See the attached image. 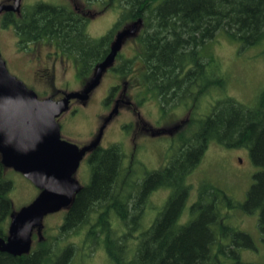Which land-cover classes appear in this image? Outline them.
Listing matches in <instances>:
<instances>
[{
  "label": "trees",
  "instance_id": "1",
  "mask_svg": "<svg viewBox=\"0 0 264 264\" xmlns=\"http://www.w3.org/2000/svg\"><path fill=\"white\" fill-rule=\"evenodd\" d=\"M91 1L102 6L99 13L108 9L119 13L114 28L98 38L87 33L89 15L66 4L24 5L18 13L1 14L0 26L12 27L24 48L45 38L55 40L77 61L84 84L109 52L115 31L137 23L134 37L143 46L147 89L163 106H178L185 103V97L191 98L170 137L177 146L176 150L171 147L175 154L162 167L149 171L133 159L127 161L118 143L97 146L86 159L88 180L65 209L58 237L33 234L28 253L0 252V264H72L75 245L63 242L80 231L86 240L102 242L110 264H264V260L241 259L239 249L251 248L253 239L223 219L222 209L235 203L218 186L203 181L194 202L188 206L185 202L186 177L209 143L246 148L260 170L254 174L246 200L237 206L242 212H256L264 243V87L251 104L226 95L214 101L206 114L196 113L211 87L226 92V76L211 71L205 45L219 33L243 47L264 41V0ZM121 62L110 69L123 75L129 72L131 61ZM116 89L111 87L105 105ZM4 170L0 160V238L5 239L13 211L8 198L12 183L4 178ZM159 188L168 189V196L144 228L143 202ZM184 209L188 219L181 222Z\"/></svg>",
  "mask_w": 264,
  "mask_h": 264
},
{
  "label": "rangeland",
  "instance_id": "2",
  "mask_svg": "<svg viewBox=\"0 0 264 264\" xmlns=\"http://www.w3.org/2000/svg\"><path fill=\"white\" fill-rule=\"evenodd\" d=\"M20 2L22 6L35 2L66 4L70 8L78 7L85 14L89 12L87 33L92 38H98L109 29H113L119 15L117 10L113 9L99 13L102 6L96 1H91L90 4L88 0H20ZM10 3H13V0H0V4ZM131 26L132 23L122 25L115 31L114 36L124 29H130ZM138 30L139 28L135 34ZM134 35L123 39L119 51L121 57L113 63L115 66L122 63L121 60H130L129 72L122 75L111 69L105 70L99 85L92 90L89 99L84 102H71L70 109L62 113L57 120L61 126V137L82 147L95 139L101 124L115 107V100L123 99L124 103L122 101L118 103L117 113L105 127L99 145L107 147L118 143L124 155L127 156V161L133 159L132 161L142 164L145 170L151 171L162 167L170 156L175 154L174 150L177 146L172 144L170 137L176 129L175 126L186 113L184 105H190L191 98L185 97V103H179L178 106L172 103L166 106L161 105L158 98L147 89L143 79L144 72L141 74L142 70L145 71L141 58L143 46L135 40ZM114 40L115 37L112 42ZM44 43L46 42L38 41L27 44L25 48L21 47L13 28L0 26V52L8 70L33 89L39 98L60 99L64 93L81 91L89 80L83 84L78 75L75 58L73 60L69 58L70 69L65 74L57 70L54 79L55 87L50 84L36 83L34 70L38 65L32 61L31 51L34 45L40 49L54 48L53 45ZM204 53L211 59V71L214 72L213 69H215L217 73L221 72L226 76V92L220 93L218 88L211 87L209 95L200 99V106L196 113L200 116L206 114L214 101L226 95H230L241 103L251 104L257 93L264 87V41L243 47L224 33H219L205 45ZM114 86H117V89L109 103L105 105L103 100ZM172 146L174 150L171 149ZM258 170H260L259 167L252 162L246 148H226L211 142L197 166L186 177L189 190L185 200L187 206L194 202L198 184L200 185L203 181L223 190L236 204L222 209L225 215L223 219H229L232 226L246 232L253 239L254 244L251 248L239 249L240 257L245 262L256 263L264 260V243L257 226V214L242 212L237 205L246 200L247 192L254 182V174ZM138 172L135 170V174ZM3 176L12 183L8 198L13 212L30 203L37 195L38 189L21 173L5 168ZM88 176V166L86 160H83L74 177L83 185L87 182ZM167 196L168 189L159 188L144 200L145 208L142 210L141 219L143 227L149 225ZM64 211L65 209H62L44 218L41 235L43 232L48 237L59 234ZM187 219L188 213L184 209L180 220L184 222ZM67 238L63 244L70 241L76 248L72 264H110L99 239L95 242L86 240L84 231L72 233Z\"/></svg>",
  "mask_w": 264,
  "mask_h": 264
},
{
  "label": "water",
  "instance_id": "3",
  "mask_svg": "<svg viewBox=\"0 0 264 264\" xmlns=\"http://www.w3.org/2000/svg\"><path fill=\"white\" fill-rule=\"evenodd\" d=\"M20 0L0 4L2 12L20 11ZM137 23L115 36L105 58L99 62L81 91L64 93L60 99L39 98L22 80L12 75L0 52V160L26 177L38 193L27 205L12 212L6 238H0V252L26 254L32 235L41 236L44 218L67 209L81 190L75 179L86 153L99 146L105 127L117 113L118 102L101 124L95 139L82 147L61 137L58 117L69 109L71 99L87 101L99 85L104 71L113 64L126 36L134 35Z\"/></svg>",
  "mask_w": 264,
  "mask_h": 264
},
{
  "label": "flooded vegetation",
  "instance_id": "4",
  "mask_svg": "<svg viewBox=\"0 0 264 264\" xmlns=\"http://www.w3.org/2000/svg\"><path fill=\"white\" fill-rule=\"evenodd\" d=\"M22 7L23 6L21 5L20 9H22ZM73 9H75L79 12H82V10L81 9L79 10L78 7H74ZM3 13L4 12H2L1 14H3ZM1 14H0V16H1ZM88 14H89V12H88ZM41 41L46 42L44 44L53 45L54 48H52V49L41 48L40 49V48H38L37 45L33 46V49L31 51V54L33 55L32 61H34L35 64L38 65V67L34 70V76H35V79L37 81L36 83L40 82L42 84H50V86L55 87L54 86L55 85L54 79H55V75H56L57 70H59L61 74H65L68 71V69H70L69 58L73 60L74 57H73V55H70V54L64 52L63 49L57 44V42L55 40H51V39L47 40L45 38V40H40L39 42H41ZM37 42H33V43H37ZM42 49H43V51H42ZM76 64H77V71H79L78 63H76ZM112 67H113V64H112V66H110V68H112ZM143 72L144 71L142 70L141 74ZM74 101L78 102L79 100L71 99L70 104H69V109H70L71 102H74ZM116 101L118 103L120 101H122L124 103L123 99H116L115 103H116ZM73 111H75V110H73ZM92 141L93 140H90L89 142H92ZM96 149H94V150H96ZM94 150L87 152L83 159L86 160L90 156L91 152H93ZM195 198H196V196H195Z\"/></svg>",
  "mask_w": 264,
  "mask_h": 264
}]
</instances>
